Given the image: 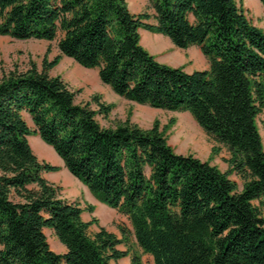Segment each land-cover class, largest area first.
Wrapping results in <instances>:
<instances>
[{
  "label": "trees",
  "instance_id": "16d2710c",
  "mask_svg": "<svg viewBox=\"0 0 264 264\" xmlns=\"http://www.w3.org/2000/svg\"><path fill=\"white\" fill-rule=\"evenodd\" d=\"M264 12V0H258ZM133 14L126 0H0V36L57 41L60 55L0 78V264H112L127 257L120 238L82 219L45 175L28 137L38 136L101 204L127 217L135 244L153 264H264V33L242 0H150ZM154 24L149 23V21ZM140 30L179 49L198 47L207 70L187 73L158 62ZM97 70L102 84L127 101L186 112L229 152L228 171L174 152L154 121L102 127L113 105L77 104L75 92L50 76L61 58ZM27 114L33 125L24 120ZM217 149L212 150L216 154ZM235 175L241 187L232 180ZM93 214L94 207L86 205ZM91 226L98 231L90 235ZM65 252L51 250L44 230ZM132 257L131 264H141Z\"/></svg>",
  "mask_w": 264,
  "mask_h": 264
},
{
  "label": "rangeland",
  "instance_id": "374dc122",
  "mask_svg": "<svg viewBox=\"0 0 264 264\" xmlns=\"http://www.w3.org/2000/svg\"><path fill=\"white\" fill-rule=\"evenodd\" d=\"M126 1L129 10L131 12L133 11L136 15L142 12H153L150 0ZM242 4L252 24L261 29L264 33V12L260 2L258 0H242ZM132 8L134 10H132ZM143 31L144 30H140L141 33ZM142 35L144 37L143 33L140 34L141 37ZM162 37L166 38L165 36ZM57 41L58 40L52 42L39 40L17 41L9 37L0 36V78L3 74L14 69L20 71L28 69L31 62L36 65L38 70H41L44 59L51 61L56 56L60 55L57 48ZM166 53L167 51H164L154 53V55L151 53V55H153L158 62H161V56H164ZM187 54L189 60L188 64L184 67L186 72H189L191 68L200 70L208 67V62L201 54L198 47L189 48ZM165 62L166 63L164 64L174 66L170 60ZM49 74L50 76H59L68 85L70 90L75 92V102L77 104H89L91 109L97 111L98 106L92 101V98L97 95L100 97V102L113 105V109L108 116H96V120L102 127H115L128 120L131 124L137 125L144 130L150 129L153 122L158 121L160 128L162 129L165 126H168L171 120H175L174 125L166 132L167 142L173 148L175 153L181 155H193L202 161H210L212 165L218 167L222 172L228 171L227 161L230 156L229 152L224 146L219 144L215 138L206 134L188 113L152 109L148 106L138 105L134 102L120 98L116 96L108 86L101 83L98 78L97 70L82 68L73 60L66 57H62L59 64L50 70ZM24 117V120L28 123L30 129H33L30 117L26 115ZM257 126L264 147V111L257 119ZM28 141L33 153L39 160H43L51 165H56L57 162L63 165L62 160L56 155L53 149L43 143L38 136H30ZM213 149H217L218 152L212 154ZM66 173L74 178L69 172ZM234 176L235 175H231L230 178L233 179ZM46 177L50 182L63 180V183L68 184V187L65 186L63 189L65 190V194L60 187L61 196H68L74 188L71 181H67L63 178L62 173H49ZM237 180L239 185H241L242 182L239 179ZM93 199L97 201L94 197ZM86 203L87 202H84L82 207L84 212H86L85 206L88 205ZM98 203L99 205L106 207L102 208L97 205L96 211L93 214V216L98 219L99 227H103L106 231L115 234L118 238H120L118 227L121 226L129 232L128 242L119 245L117 248L122 251L129 250L130 254L112 264H131L132 257L135 255L140 257L141 264H153L152 258L149 255L143 254L135 244L134 238L131 234V225L127 217L100 202ZM88 214H84L83 218L89 219L92 215ZM97 231V226H91L89 229L90 235H93ZM44 233L51 250L57 254L61 253L62 247L64 246L59 243L53 232L45 229Z\"/></svg>",
  "mask_w": 264,
  "mask_h": 264
},
{
  "label": "crops",
  "instance_id": "0c3cea01",
  "mask_svg": "<svg viewBox=\"0 0 264 264\" xmlns=\"http://www.w3.org/2000/svg\"><path fill=\"white\" fill-rule=\"evenodd\" d=\"M132 10H134V9L132 8ZM132 13L135 14L133 11H132ZM149 23L154 24L153 20H152V22L149 21ZM142 33L144 34V37H143V35L141 37L142 45L144 46V48L146 50L148 49V51H150L149 52L150 54L152 53L154 55V53H157V52L167 51V53L164 56H161L162 60L160 63L164 64V63H166L165 61L170 60L172 65H174L171 67H181V68L185 69L184 67H185V65L188 64V60H189V57L187 54V51L189 49L184 50V49L176 48L168 38L167 39L163 38L160 34H152V33L147 32V31H143ZM142 33L140 32V34H142ZM168 66H170V65H168ZM208 68H209V65L207 68L200 69V70H207ZM193 71H197L196 68H191L190 71L187 73H192ZM24 115L28 116L27 114H24ZM28 140H29V137H28ZM54 166H57L60 169L58 172L62 173L63 178L67 181H71V183L74 186V188L71 190L70 194L68 196L64 195V196H62V198L67 199L68 201H70L72 203L79 204L81 208L83 207L84 202H87L86 204L92 205L94 207V212H95L96 206L99 205V203L93 199V197L90 194V192L88 191V189L82 183H81L82 184L81 185L78 181H76L78 179H76V178L74 179V178L70 177V175H68V173H66L68 171L64 168V165H61L60 163L57 162L56 165H54ZM64 170H66V171H64ZM46 175H45V179L50 184L57 186V187H61L62 192L64 193L65 190H63V189L65 186L68 187L67 186L68 184L63 183V180H58V182H50L47 179ZM236 178L238 179L237 176H234L233 179L232 178L231 179L235 180L239 185V182ZM239 187H241V185H239ZM99 206L102 208H106L103 205H99ZM85 208H86V206H85ZM94 212H93V214H94ZM84 214H88V213H86V212L82 213V219L86 222L90 221L91 217H94L93 214H88V215H92V216L89 219H84L83 218ZM64 252H65V247H62L61 253H58V254H62Z\"/></svg>",
  "mask_w": 264,
  "mask_h": 264
}]
</instances>
